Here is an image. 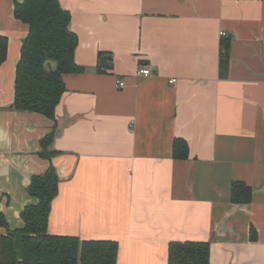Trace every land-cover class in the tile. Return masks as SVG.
<instances>
[{"label": "crops", "instance_id": "obj_1", "mask_svg": "<svg viewBox=\"0 0 264 264\" xmlns=\"http://www.w3.org/2000/svg\"><path fill=\"white\" fill-rule=\"evenodd\" d=\"M15 4L0 0L9 39L0 241L26 226L23 210L39 201L32 177L53 165L50 234L117 241V264H168L175 241L208 242L211 264H264V0H60L85 70L64 75L55 120L13 106L29 30ZM222 31L231 39L226 78ZM51 134L47 149L57 154L48 158ZM178 138L188 144L180 157ZM235 182L251 188L250 202L232 200Z\"/></svg>", "mask_w": 264, "mask_h": 264}, {"label": "trees", "instance_id": "obj_2", "mask_svg": "<svg viewBox=\"0 0 264 264\" xmlns=\"http://www.w3.org/2000/svg\"><path fill=\"white\" fill-rule=\"evenodd\" d=\"M14 15L28 25L23 40L21 57L17 64L15 81L16 109L43 113L56 118L66 86L64 75L78 74L85 67L75 61L78 36L71 29V14L60 0H16ZM230 38L220 42V76L226 78L230 62ZM9 39L0 35V65L6 60ZM53 134L42 141V155L48 152ZM184 139H175L174 155L187 154ZM60 179L55 167L32 177L29 192L39 199L22 212L26 226L8 230L0 241V264H117L119 245L114 240H82L72 235H54L48 232L52 201L59 192ZM251 188L235 182L232 200L248 203ZM0 226H7L0 215ZM168 264H211L210 244L205 241H175L169 246Z\"/></svg>", "mask_w": 264, "mask_h": 264}, {"label": "built area", "instance_id": "obj_3", "mask_svg": "<svg viewBox=\"0 0 264 264\" xmlns=\"http://www.w3.org/2000/svg\"><path fill=\"white\" fill-rule=\"evenodd\" d=\"M220 35H221L222 37H225V36H227V33L224 32V31H222V32L220 33ZM140 73L145 74V75H150V74H151V70H150L149 68H141V69H140ZM172 81L175 82L176 79H172ZM116 86H117L118 88H124V87L126 86V82H125L124 80H122V79H117V80H116ZM129 170H132V169L130 168Z\"/></svg>", "mask_w": 264, "mask_h": 264}, {"label": "water", "instance_id": "obj_4", "mask_svg": "<svg viewBox=\"0 0 264 264\" xmlns=\"http://www.w3.org/2000/svg\"><path fill=\"white\" fill-rule=\"evenodd\" d=\"M20 1H22V0H20ZM106 59V58H105ZM105 59H103V60H105Z\"/></svg>", "mask_w": 264, "mask_h": 264}]
</instances>
